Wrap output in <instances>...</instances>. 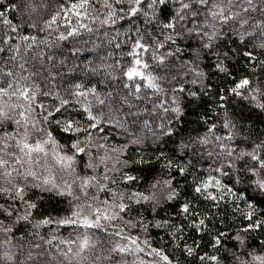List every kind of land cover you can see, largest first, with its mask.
<instances>
[{
  "label": "trees",
  "instance_id": "16d2710c",
  "mask_svg": "<svg viewBox=\"0 0 264 264\" xmlns=\"http://www.w3.org/2000/svg\"><path fill=\"white\" fill-rule=\"evenodd\" d=\"M0 264H264V0H0Z\"/></svg>",
  "mask_w": 264,
  "mask_h": 264
},
{
  "label": "rangeland",
  "instance_id": "374dc122",
  "mask_svg": "<svg viewBox=\"0 0 264 264\" xmlns=\"http://www.w3.org/2000/svg\"><path fill=\"white\" fill-rule=\"evenodd\" d=\"M97 67V66H96ZM205 187L206 189L210 190V189H213L212 192L216 193V194H219V195H222V192H221V186L218 184L217 181H215L214 179H210L206 182L205 184ZM211 191V190H210ZM92 211V209H90V212Z\"/></svg>",
  "mask_w": 264,
  "mask_h": 264
}]
</instances>
